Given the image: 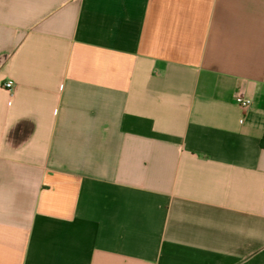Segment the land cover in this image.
<instances>
[{
	"label": "crops",
	"instance_id": "crops-1",
	"mask_svg": "<svg viewBox=\"0 0 264 264\" xmlns=\"http://www.w3.org/2000/svg\"><path fill=\"white\" fill-rule=\"evenodd\" d=\"M0 264H264V0H0Z\"/></svg>",
	"mask_w": 264,
	"mask_h": 264
},
{
	"label": "built area",
	"instance_id": "built-area-1",
	"mask_svg": "<svg viewBox=\"0 0 264 264\" xmlns=\"http://www.w3.org/2000/svg\"><path fill=\"white\" fill-rule=\"evenodd\" d=\"M11 83L7 82L4 84V87L5 88H11ZM235 103L242 109H245L247 108L250 104H251V101L248 99V98H245L241 95H237L235 97Z\"/></svg>",
	"mask_w": 264,
	"mask_h": 264
}]
</instances>
